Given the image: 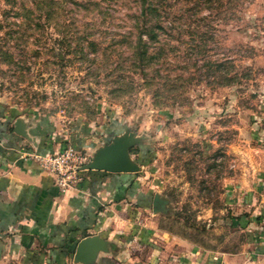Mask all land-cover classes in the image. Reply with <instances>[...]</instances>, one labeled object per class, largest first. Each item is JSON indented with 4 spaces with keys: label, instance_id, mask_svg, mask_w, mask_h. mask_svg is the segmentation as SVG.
Listing matches in <instances>:
<instances>
[{
    "label": "rangeland",
    "instance_id": "374dc122",
    "mask_svg": "<svg viewBox=\"0 0 264 264\" xmlns=\"http://www.w3.org/2000/svg\"><path fill=\"white\" fill-rule=\"evenodd\" d=\"M144 1L0 0V106L51 118L66 139L103 137L80 150L87 163L129 138L148 211L155 192L167 200L161 229L239 249L234 188L264 168V0H156L157 33ZM146 45L161 57L144 71Z\"/></svg>",
    "mask_w": 264,
    "mask_h": 264
},
{
    "label": "crops",
    "instance_id": "0c3cea01",
    "mask_svg": "<svg viewBox=\"0 0 264 264\" xmlns=\"http://www.w3.org/2000/svg\"><path fill=\"white\" fill-rule=\"evenodd\" d=\"M14 112L0 106V255L27 264H69L83 238L101 235L112 244L95 264H264V168L255 181L234 188V226L243 244L210 251L161 229L157 213L147 209L150 193L138 172L83 170L64 191L32 155L70 145L92 149L103 137L90 135L85 143L71 132L66 139L51 118ZM256 143L264 154V140Z\"/></svg>",
    "mask_w": 264,
    "mask_h": 264
},
{
    "label": "water",
    "instance_id": "95a60500",
    "mask_svg": "<svg viewBox=\"0 0 264 264\" xmlns=\"http://www.w3.org/2000/svg\"><path fill=\"white\" fill-rule=\"evenodd\" d=\"M20 119L16 125L20 124ZM26 136L27 134L24 133ZM131 141L125 136H116L111 143L100 147L89 163L79 167V170H104L112 173H135L142 166L131 158L129 147ZM167 206V200L160 194H155L153 201L154 212H163ZM112 244V243H111ZM111 244L101 235H90L83 238L75 252V262L82 264H95L100 252H107Z\"/></svg>",
    "mask_w": 264,
    "mask_h": 264
},
{
    "label": "built area",
    "instance_id": "2783aa9c",
    "mask_svg": "<svg viewBox=\"0 0 264 264\" xmlns=\"http://www.w3.org/2000/svg\"><path fill=\"white\" fill-rule=\"evenodd\" d=\"M44 170L50 172L57 184L64 190L73 187L80 179L79 167L85 165L88 155L74 146L66 147L63 151L48 153L45 155H32Z\"/></svg>",
    "mask_w": 264,
    "mask_h": 264
},
{
    "label": "trees",
    "instance_id": "16d2710c",
    "mask_svg": "<svg viewBox=\"0 0 264 264\" xmlns=\"http://www.w3.org/2000/svg\"><path fill=\"white\" fill-rule=\"evenodd\" d=\"M142 4H143V9L147 10L149 12V13H147V16H150L151 18H153V17L157 18L155 20H149L146 22V26H148L147 28L149 30L152 29L153 32L157 33V28H162L161 27V19L158 20V18L160 17V14H159L160 4L156 0H146ZM145 13H146V11H145ZM157 36L158 35L156 34L152 38L153 39L157 38ZM147 48H148V46L146 45V48H145L144 53H143V60L140 63V64H142L144 71L149 66L154 65V61H153L154 59L161 57V53L158 52V51H160V48L157 51H155V50L150 51ZM146 75H147V73H146Z\"/></svg>",
    "mask_w": 264,
    "mask_h": 264
}]
</instances>
